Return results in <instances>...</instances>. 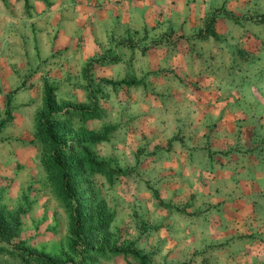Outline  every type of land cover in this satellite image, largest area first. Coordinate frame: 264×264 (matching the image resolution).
<instances>
[{
  "label": "crops",
  "instance_id": "crops-1",
  "mask_svg": "<svg viewBox=\"0 0 264 264\" xmlns=\"http://www.w3.org/2000/svg\"><path fill=\"white\" fill-rule=\"evenodd\" d=\"M232 1L0 0L1 86L42 69L54 80L50 63L60 55L66 77L98 59L94 78L144 77L166 93L153 128L162 160L175 167L169 176L196 184L198 211L180 220L183 237L173 239L191 247L184 256L192 263L264 264V69L248 77L254 71L233 68L227 43L200 33L214 9L233 12ZM159 36L138 54L137 40ZM152 70L165 78L158 82ZM37 78L28 87L39 86Z\"/></svg>",
  "mask_w": 264,
  "mask_h": 264
},
{
  "label": "rangeland",
  "instance_id": "rangeland-1",
  "mask_svg": "<svg viewBox=\"0 0 264 264\" xmlns=\"http://www.w3.org/2000/svg\"><path fill=\"white\" fill-rule=\"evenodd\" d=\"M232 2L233 12L222 8L210 12L200 33L209 29L216 35L213 42L227 43L233 68L249 65L254 74L248 77L256 78L257 70L264 69V0ZM243 2L248 3L247 10ZM145 40L134 43L142 56L162 38ZM125 42L129 45V39L120 43ZM58 56L53 55L56 61L50 63L56 66L54 80L42 69L0 85V120L6 107L10 113L0 128V264H40L32 256L61 264H141L130 254L111 252L114 249L135 250L146 257V264H200L184 256L191 247L176 242L183 237L179 223L193 220L198 211L196 184L173 180L168 172L175 167L157 150L160 139L153 116L160 113L156 107L167 105L166 93L154 92L156 86L145 84L144 77L138 84L133 76L118 80L108 72L109 79L103 72H97L102 78H94L98 59L72 69L73 78L66 77L68 71ZM46 62L42 61L44 67ZM138 71L145 70L140 66ZM152 74L158 82L165 78L159 70ZM34 75L39 86L28 87ZM121 80L136 85L108 84ZM44 86L52 90L56 117L50 125L60 132L62 148L88 150L111 170L109 178L76 167L68 198L59 195L43 166L47 146L38 137L36 124L42 116ZM91 135L95 143H87ZM69 158L77 164V155ZM74 210L82 220L78 235L73 233ZM98 211L107 220L102 230L95 220Z\"/></svg>",
  "mask_w": 264,
  "mask_h": 264
},
{
  "label": "trees",
  "instance_id": "trees-1",
  "mask_svg": "<svg viewBox=\"0 0 264 264\" xmlns=\"http://www.w3.org/2000/svg\"><path fill=\"white\" fill-rule=\"evenodd\" d=\"M112 85L116 84H135L134 81L126 82V81H117L115 83H109ZM42 115L36 124L37 134L38 137L45 143L47 146V157L43 164L46 172L50 174V180L52 181V185L56 188L59 195L64 198H68L74 186V172L73 169L76 167H82L84 170L88 172V174L93 173H105L110 178V172L107 163L97 161L96 158L89 153L88 150L80 149V148H62V140L61 134L58 130L54 129L53 120L56 117V113H54L55 102L52 95V90L46 86H44V93L42 99ZM40 113V112H39ZM4 116L5 118L0 120V128L4 126L7 122V119L10 117L9 110L7 107L4 109ZM39 116V115H38ZM85 117L92 118L93 115L90 113H86ZM95 137L91 135L90 138L87 140V143H95ZM75 154L77 155V164H75L74 160L69 158L70 155ZM111 183V182H110ZM74 215V228L73 233L74 235H78V232L81 230V215L79 212ZM95 220L97 225L101 230L104 229L107 225V220L102 218V214L98 211L95 215ZM111 252L118 253V254H130L135 257L141 264H146L147 259L144 255H141L139 252L135 250L129 249H114ZM33 260L40 264H61L56 263L51 259L44 258L42 256H32Z\"/></svg>",
  "mask_w": 264,
  "mask_h": 264
}]
</instances>
